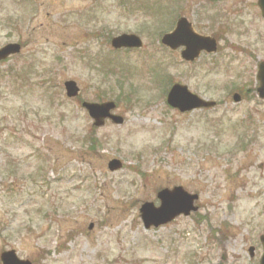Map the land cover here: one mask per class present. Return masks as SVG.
<instances>
[{
  "label": "rangeland",
  "instance_id": "1",
  "mask_svg": "<svg viewBox=\"0 0 264 264\" xmlns=\"http://www.w3.org/2000/svg\"><path fill=\"white\" fill-rule=\"evenodd\" d=\"M181 16L217 39V53L187 62L160 44ZM122 33L139 35L143 48L113 49ZM10 42L25 46L0 62V255L13 249L33 264L259 263L257 0H0V46ZM67 80L78 97L66 95ZM176 82L217 106L172 108ZM84 101H112L124 121L96 127ZM112 159L121 167L109 169ZM175 186L199 195L198 211L146 229L141 205L158 206V191Z\"/></svg>",
  "mask_w": 264,
  "mask_h": 264
},
{
  "label": "water",
  "instance_id": "2",
  "mask_svg": "<svg viewBox=\"0 0 264 264\" xmlns=\"http://www.w3.org/2000/svg\"><path fill=\"white\" fill-rule=\"evenodd\" d=\"M259 5L264 16V0H259ZM163 42L173 49L178 48L181 44H185L186 50L182 54L188 60H195L202 50H207L208 52L216 50L215 40L196 35L191 25L184 18L179 20L175 31L164 36ZM113 45L117 48L140 47L142 46V40L136 35L123 34L113 39ZM19 51L20 46L18 44L6 45L0 49V59H4L9 54H14ZM257 78L260 82L258 92L264 98V62L259 64ZM65 86L68 96L74 97L79 93V87L76 82L67 81ZM235 99L240 100V96L235 95ZM168 102L182 111L192 110L196 107H211L215 105V102L202 100L181 85H175L172 88L168 95ZM84 106L89 110L90 115L97 120V125H102L103 122L100 119L107 116L113 118L117 123L123 122L122 117L110 114V110L115 106L114 103H106L103 105L84 103ZM120 166L121 163L117 160L110 163L112 169ZM158 197L161 200L159 207H156L151 202L144 203L141 207V217L146 228H150L153 225L158 227L170 222L181 214L188 216L192 211L198 210V207L195 205L198 195L190 194L180 186L173 189H163L158 193ZM262 242L264 245V236L262 237ZM2 260L4 264H32L28 260L19 259L14 250L4 252L2 254ZM260 264H264V254Z\"/></svg>",
  "mask_w": 264,
  "mask_h": 264
},
{
  "label": "flooded vegetation",
  "instance_id": "3",
  "mask_svg": "<svg viewBox=\"0 0 264 264\" xmlns=\"http://www.w3.org/2000/svg\"><path fill=\"white\" fill-rule=\"evenodd\" d=\"M262 247V246H261ZM255 251H256V247H255ZM255 251H254V254H255Z\"/></svg>",
  "mask_w": 264,
  "mask_h": 264
}]
</instances>
